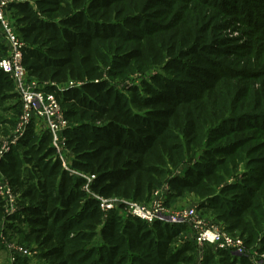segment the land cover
Masks as SVG:
<instances>
[{"label": "trees", "instance_id": "16d2710c", "mask_svg": "<svg viewBox=\"0 0 264 264\" xmlns=\"http://www.w3.org/2000/svg\"><path fill=\"white\" fill-rule=\"evenodd\" d=\"M15 1L7 19L27 79L63 106L76 173L51 133L29 125L0 156L19 206L4 220L0 199L3 237L19 238L40 264H251L209 245L197 261L185 224L147 225L122 202L100 208L110 198L149 204L167 184L171 198L193 196L223 231L264 253V0ZM134 67L156 71L127 95L106 79ZM16 99L0 70V113Z\"/></svg>", "mask_w": 264, "mask_h": 264}, {"label": "built area", "instance_id": "2783aa9c", "mask_svg": "<svg viewBox=\"0 0 264 264\" xmlns=\"http://www.w3.org/2000/svg\"><path fill=\"white\" fill-rule=\"evenodd\" d=\"M11 1L12 0H0V32L5 36V40L7 41L5 47L8 51V55L0 60V70L8 75L13 84L14 91L20 101L21 115L19 117L18 124L15 127L13 136L7 139V141H5L4 143L2 142V145L0 147V156L6 153L10 147L14 146L16 142L24 136L26 129L30 125L31 119L35 118L39 121V123L42 124L44 131L48 130L51 133L52 147L55 149L56 155L61 160L62 165L70 173H73V171L67 167L68 164L66 163L62 155V149L65 143V139L62 138L61 132L69 127L68 122L64 118L56 99L46 94L43 90H40L38 82L27 79V73L22 63L23 44L20 42L16 33L12 29V26L8 19H6L7 17H5L7 7ZM3 31L5 32V34ZM0 190L1 195H4V201L6 200V203H8V205H6V208L10 204V207H12L11 211L16 212L18 210L16 202H9V199L16 201V197L13 195L11 189L7 188L5 190H2L0 188ZM167 192L168 187L164 186L162 189H160L161 198L166 199ZM158 193V191L153 193L154 195L149 202V205L151 203L153 204L154 200L160 199L158 197ZM99 203L101 210L105 214L109 210H112L116 207L118 208L120 205V202L117 201L116 203L118 205L113 206V203L106 201V199H99ZM122 204L124 206L123 213L125 215L138 219L139 221L147 225H150L157 221L169 225L188 223L187 226L192 231H196L194 229L200 230V237L198 236L199 239L197 241L198 246L201 247L203 245H209L215 249L228 250L233 257L248 258L251 264H264V253H259L258 248L247 247L241 240L233 238L222 229L219 230V228H217L216 226L208 229L205 227V225L198 227L189 224L187 215L183 216L182 220L174 218H172L171 220L167 219L164 216H160L161 212L156 205H153L151 209H148L149 206L146 207L145 205H140L138 203L122 202ZM194 211L198 215L199 212L197 210Z\"/></svg>", "mask_w": 264, "mask_h": 264}, {"label": "rangeland", "instance_id": "374dc122", "mask_svg": "<svg viewBox=\"0 0 264 264\" xmlns=\"http://www.w3.org/2000/svg\"><path fill=\"white\" fill-rule=\"evenodd\" d=\"M12 1L16 2L15 0H12ZM236 6L238 7L239 5H236ZM239 8H241V6H239ZM7 13H8V11H6L5 17H7ZM0 28H1V23H0ZM12 29L15 32V29L13 27H12ZM4 34H5V32H4ZM229 37H233V38L238 37V31L233 30L230 33ZM6 44H7V41L5 40V36L3 35V33L0 32V46L4 49L3 50L4 53L2 54L4 57H6L8 55V51L5 48ZM155 71H156L155 69L151 68L150 70H148V71L146 70V71H144V73H142L141 71L137 70L136 67H134L132 72H124V74L121 76L119 74V76H117L113 79H110L109 77H106V79L109 80V83L111 85H113L116 89H124V93H125L124 95H127L125 90L129 89L133 85L140 87L141 82L142 81H148L149 76H152L155 73ZM107 72H109L108 68H104L105 75L107 74ZM44 92L46 94L54 97V94H51V93L46 92V91H44ZM56 101H57V99H56ZM19 102H20L19 99L11 101L7 105L8 110L5 113H0V116L2 117L0 119L1 120L0 121V142H1V145H2V142L4 143L5 141H7V139L12 137L14 134L15 127L17 126L18 121H19V117L21 115V105ZM18 103H19V105H18ZM57 103H58V106H59L63 116H64L63 106L61 104H59L58 101H57ZM31 125H32L31 129H33V131L37 135H40L43 133L44 130H43L42 124L39 123V121L36 120L35 118L31 119L30 126ZM30 126H28V127H30ZM27 131H28V128L26 129L25 134ZM45 131H47V130H45ZM65 131H66V129L61 132L62 138H64V139H65ZM25 134H24V136H25ZM57 137H58V134H57ZM18 151H21V150L18 149ZM62 155H63V158L65 159L66 163L68 164L67 167L69 168L71 155L69 153H67V151H64L63 149H62ZM196 159H197V157H196ZM194 160L187 159L186 163H184V165L181 168L174 171L172 176L179 175V174L182 175L184 173V169L190 165L191 161L194 162ZM63 168L66 171H68L64 166H63ZM75 173L76 172L73 171V174H75ZM164 186L168 187L167 184H164L161 188L155 190V192L156 191L159 192L158 197L160 199L154 200L153 204L152 203L150 205L149 204H141V203H138V204L145 205L146 207L149 206L148 209H151L153 207V205H156V206H158V209L161 212L160 216H164L170 220L172 218L182 220L183 219L182 217L187 215V220H188L189 224H192V225H195L198 227L205 225V227L208 229H211V227H214V226L219 228V230L222 229L221 223L215 219V216L212 214V212H210L208 210H204V209L202 210V209H199L197 207L198 202L193 196L189 195V196H185V197L183 196L181 198H177V197L171 198L170 197L171 194L168 195L170 193V190L168 189V192L166 193V195H167L166 198L167 197L168 198L167 199L161 198L160 189H162ZM0 188L2 190H5V189L10 188V187L8 184H6V181H4L3 179H0ZM3 196L4 195H1V190H0V199H1L2 204H4V213H3L4 217L3 218H4V220H7L6 218L9 215L16 214V213L11 211L12 207H10V204L6 208V205H8V203H6L7 202L6 200L4 201ZM16 201L9 199V202H16ZM106 201L112 202L113 206L118 205L116 203L117 201L118 202H127V201H121V200H118L115 198L106 199ZM131 203H134V202H131ZM17 208H19L18 205H17ZM194 210H197L201 215L197 212L199 215L198 216ZM6 223H7V221H6ZM6 223L2 222L0 224V264H14L15 258L17 256L25 257V259L28 260L29 264H40L38 259L34 256V253H31L28 249H26L25 246L20 242L19 238L15 237V236H11L8 233H6L7 236L3 237L2 231L5 230V227L7 225ZM185 224H186V226L188 225V223H185ZM194 230H196V231H192L190 229L184 230L182 232L181 238L183 240L193 242L194 244L197 245V241L200 237V235H199L200 230L199 229H194ZM230 236H232V235H230ZM203 246H206V245H203ZM198 247H199V250H198L197 255L198 254L199 255H198L197 261H199V258H201V251H202L201 250L202 246L201 247L198 246ZM251 248H254V247H251Z\"/></svg>", "mask_w": 264, "mask_h": 264}]
</instances>
